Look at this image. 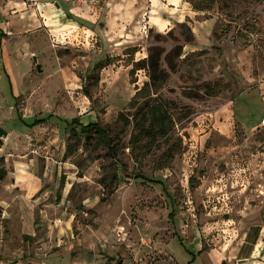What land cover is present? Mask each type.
Segmentation results:
<instances>
[{"label": "rangeland", "instance_id": "obj_1", "mask_svg": "<svg viewBox=\"0 0 264 264\" xmlns=\"http://www.w3.org/2000/svg\"><path fill=\"white\" fill-rule=\"evenodd\" d=\"M184 3L164 27L156 0H0V264H264V0ZM149 54L170 133L116 159L71 136H118Z\"/></svg>", "mask_w": 264, "mask_h": 264}, {"label": "trees", "instance_id": "obj_2", "mask_svg": "<svg viewBox=\"0 0 264 264\" xmlns=\"http://www.w3.org/2000/svg\"><path fill=\"white\" fill-rule=\"evenodd\" d=\"M189 33H191L190 29ZM180 49L181 48H175L173 50L175 56L181 55ZM167 57H169V55H167ZM108 63L110 62L107 60L105 63L98 62L94 65L92 68L93 72L86 75V78L90 80V85H96L99 82V70L104 64L106 65ZM137 69L147 70L148 80L144 81L140 88H136L135 94L129 102V105L134 106L135 98L142 94H147L140 103L134 106L135 111L132 114L129 115L124 112L118 113L116 121L121 124V128L117 132L118 136L116 138L111 137L107 128L101 126L98 122L83 124L77 117L66 122V128L70 135L75 137L83 135L86 139L90 138L92 135H96L98 141L106 147L107 153L112 159H116L117 153L126 147H129L131 152H136V155L148 154L155 143H158L161 138L167 136L174 126V118L171 112L172 103L163 100L157 95V91L163 86L167 74L159 65L158 55L153 56L149 54L147 58H143L141 62L140 60L136 61L135 66L130 69V74L132 75ZM210 91H208V93ZM43 122V118H38L31 124L39 125L43 124ZM26 125L30 124L26 123ZM128 130V140L124 142L123 138ZM166 154H169L167 155L169 158L173 155L172 153ZM120 165L124 164L120 162ZM0 177H3V174L0 175ZM132 177L155 182L139 173L133 174Z\"/></svg>", "mask_w": 264, "mask_h": 264}, {"label": "crops", "instance_id": "obj_3", "mask_svg": "<svg viewBox=\"0 0 264 264\" xmlns=\"http://www.w3.org/2000/svg\"><path fill=\"white\" fill-rule=\"evenodd\" d=\"M156 1H158V5H159V7H158V11L159 12H157V14H158L157 17L159 18L158 23L160 25H162V23L165 22V24H163L164 27H167V25H169L172 20L181 21V20H183V18L186 15H188V12H187L188 8L185 7L184 0H156ZM38 9L39 10L45 9V11L43 10L44 13H42V17L44 18V24L46 26L53 25V23L55 21L59 20L58 19L59 16L56 15L55 12L50 10L49 7L46 8L45 5H41L40 4V5H38ZM53 18H55V19H53ZM45 19L48 20V22H47L48 24H46V20ZM49 27H53L54 28V26H49ZM122 41H125V40H122ZM195 49H197V48H195ZM201 244H202V242H201ZM202 252H206V251L205 250H201L199 252V254L202 253ZM211 258H212V256H211Z\"/></svg>", "mask_w": 264, "mask_h": 264}, {"label": "water", "instance_id": "obj_4", "mask_svg": "<svg viewBox=\"0 0 264 264\" xmlns=\"http://www.w3.org/2000/svg\"><path fill=\"white\" fill-rule=\"evenodd\" d=\"M34 60H36V56H34ZM37 68H39V65H37ZM7 136H8L7 130H5L4 128L0 127V140L5 139ZM241 261H244V260H241Z\"/></svg>", "mask_w": 264, "mask_h": 264}, {"label": "built area", "instance_id": "obj_5", "mask_svg": "<svg viewBox=\"0 0 264 264\" xmlns=\"http://www.w3.org/2000/svg\"><path fill=\"white\" fill-rule=\"evenodd\" d=\"M261 123L264 124V116L262 117Z\"/></svg>", "mask_w": 264, "mask_h": 264}]
</instances>
